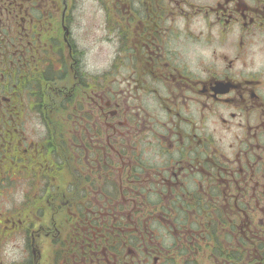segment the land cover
Instances as JSON below:
<instances>
[{"label":"flooded vegetation","instance_id":"af4514ba","mask_svg":"<svg viewBox=\"0 0 264 264\" xmlns=\"http://www.w3.org/2000/svg\"><path fill=\"white\" fill-rule=\"evenodd\" d=\"M0 264H264V0H0Z\"/></svg>","mask_w":264,"mask_h":264}]
</instances>
